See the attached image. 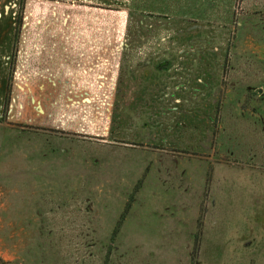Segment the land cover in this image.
I'll list each match as a JSON object with an SVG mask.
<instances>
[{"label": "rangeland", "instance_id": "rangeland-1", "mask_svg": "<svg viewBox=\"0 0 264 264\" xmlns=\"http://www.w3.org/2000/svg\"><path fill=\"white\" fill-rule=\"evenodd\" d=\"M0 15V264H264V0Z\"/></svg>", "mask_w": 264, "mask_h": 264}, {"label": "crops", "instance_id": "crops-1", "mask_svg": "<svg viewBox=\"0 0 264 264\" xmlns=\"http://www.w3.org/2000/svg\"><path fill=\"white\" fill-rule=\"evenodd\" d=\"M0 19H1V15H0ZM0 25L3 26L2 24H0ZM2 39H3V28L0 27V46L3 45V43L1 42ZM7 72H8L7 62H3V63L0 62V113H2L3 101H4V97H5V92L7 89ZM16 89H18L17 86H16ZM31 101H33V100H31ZM36 111L43 113V111L41 110V108L39 106L36 107Z\"/></svg>", "mask_w": 264, "mask_h": 264}, {"label": "trees", "instance_id": "trees-1", "mask_svg": "<svg viewBox=\"0 0 264 264\" xmlns=\"http://www.w3.org/2000/svg\"><path fill=\"white\" fill-rule=\"evenodd\" d=\"M20 29H21V25H20V19H19V21L17 23V29L15 31V38H16L15 39V47H16L17 37H18V34H19ZM13 63L14 62H11V70H12ZM9 92H11V87L8 84V86H7V92H6V97H5V107L8 106V102H9Z\"/></svg>", "mask_w": 264, "mask_h": 264}]
</instances>
